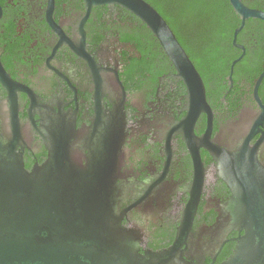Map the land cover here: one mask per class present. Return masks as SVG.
Segmentation results:
<instances>
[{"label":"flooded vegetation","instance_id":"af4514ba","mask_svg":"<svg viewBox=\"0 0 264 264\" xmlns=\"http://www.w3.org/2000/svg\"><path fill=\"white\" fill-rule=\"evenodd\" d=\"M241 1L264 12V0ZM48 6L49 0H0V102L19 123L24 169L41 166L57 145L81 167L91 156L95 174L110 177L121 226L140 253L173 244L198 192L181 250L221 264L243 233L231 231L216 254L211 249L210 229L231 198L212 151L225 154L226 166V155L241 145L238 128L243 134L261 114L253 97L264 66L254 41L260 29L244 24L236 38L244 55L231 74L229 66L228 75L208 84L200 76L208 111L192 121L186 86L135 16L95 6L85 17L82 0H53L50 13ZM257 95L264 106V78ZM263 134L248 145L264 164V140L257 146Z\"/></svg>","mask_w":264,"mask_h":264},{"label":"water","instance_id":"95a60500","mask_svg":"<svg viewBox=\"0 0 264 264\" xmlns=\"http://www.w3.org/2000/svg\"><path fill=\"white\" fill-rule=\"evenodd\" d=\"M82 1L85 17L95 6L118 7L135 16L152 34L177 78L186 86L194 111L192 121L199 112L208 111L200 75L154 8L144 0ZM228 1L240 21L231 43L242 51L230 65L231 74L244 55L243 47L236 44L238 33L246 20L264 22V12L247 8L241 0ZM52 8L53 0H49L48 13ZM263 78L264 66L253 86L261 114L246 126L243 134V127L238 128L236 138L241 145L226 155L227 165L224 166V153L212 151L218 177L228 186L231 198L210 229V236L216 239L211 249L216 254L229 232L243 233L234 240L231 255L221 264H264V164L256 148L248 145L264 129V106L257 95ZM0 80L3 83L1 76ZM11 99L9 94L7 103ZM4 106L5 102H0V264H205L202 255L190 256L181 250L190 240L198 192L189 203L173 244L165 250L140 253L132 234L121 226L111 179L103 173L95 174L92 157L81 167L57 145L58 151L27 172L17 152L22 142L19 123ZM260 140L257 146L263 143L264 134Z\"/></svg>","mask_w":264,"mask_h":264},{"label":"trees","instance_id":"16d2710c","mask_svg":"<svg viewBox=\"0 0 264 264\" xmlns=\"http://www.w3.org/2000/svg\"><path fill=\"white\" fill-rule=\"evenodd\" d=\"M144 1L164 19L206 84L217 74L228 75L232 60L240 55L231 44L233 31L240 22L228 0ZM250 25L260 29L254 35V41L260 44L257 54L260 65L264 61V22L250 19L245 26ZM245 28L238 34L237 42ZM245 57H250L247 50Z\"/></svg>","mask_w":264,"mask_h":264}]
</instances>
